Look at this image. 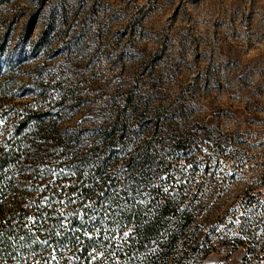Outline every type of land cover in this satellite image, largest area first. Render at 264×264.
I'll return each instance as SVG.
<instances>
[{
  "label": "rangeland",
  "instance_id": "1",
  "mask_svg": "<svg viewBox=\"0 0 264 264\" xmlns=\"http://www.w3.org/2000/svg\"><path fill=\"white\" fill-rule=\"evenodd\" d=\"M31 104L153 156L185 225L164 264H264V0H2L0 111Z\"/></svg>",
  "mask_w": 264,
  "mask_h": 264
},
{
  "label": "trees",
  "instance_id": "2",
  "mask_svg": "<svg viewBox=\"0 0 264 264\" xmlns=\"http://www.w3.org/2000/svg\"><path fill=\"white\" fill-rule=\"evenodd\" d=\"M48 116L33 104L0 111V264H164L185 225L149 178L153 156L120 157L118 121L85 150Z\"/></svg>",
  "mask_w": 264,
  "mask_h": 264
}]
</instances>
